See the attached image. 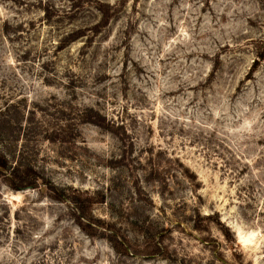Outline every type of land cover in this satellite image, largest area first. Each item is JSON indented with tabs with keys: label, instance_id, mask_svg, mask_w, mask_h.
Masks as SVG:
<instances>
[{
	"label": "rangeland",
	"instance_id": "1",
	"mask_svg": "<svg viewBox=\"0 0 264 264\" xmlns=\"http://www.w3.org/2000/svg\"><path fill=\"white\" fill-rule=\"evenodd\" d=\"M0 154V264H264V0H0Z\"/></svg>",
	"mask_w": 264,
	"mask_h": 264
},
{
	"label": "trees",
	"instance_id": "2",
	"mask_svg": "<svg viewBox=\"0 0 264 264\" xmlns=\"http://www.w3.org/2000/svg\"><path fill=\"white\" fill-rule=\"evenodd\" d=\"M9 167L8 161L3 156L0 154V169L5 170ZM16 177V176H15ZM37 175L32 174L30 171L28 172H23L22 175L19 177V184H17L18 188H23L27 186H33L36 183Z\"/></svg>",
	"mask_w": 264,
	"mask_h": 264
}]
</instances>
